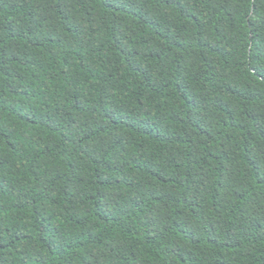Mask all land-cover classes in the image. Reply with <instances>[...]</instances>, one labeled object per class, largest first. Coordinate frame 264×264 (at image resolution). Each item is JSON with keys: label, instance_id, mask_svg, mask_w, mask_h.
Returning <instances> with one entry per match:
<instances>
[{"label": "trees", "instance_id": "obj_1", "mask_svg": "<svg viewBox=\"0 0 264 264\" xmlns=\"http://www.w3.org/2000/svg\"><path fill=\"white\" fill-rule=\"evenodd\" d=\"M0 264H264V0H0Z\"/></svg>", "mask_w": 264, "mask_h": 264}]
</instances>
